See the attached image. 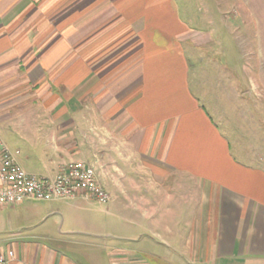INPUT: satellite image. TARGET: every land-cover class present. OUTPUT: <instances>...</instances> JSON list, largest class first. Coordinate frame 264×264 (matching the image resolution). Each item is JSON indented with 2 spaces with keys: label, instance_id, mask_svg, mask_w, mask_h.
<instances>
[{
  "label": "crops",
  "instance_id": "0c3cea01",
  "mask_svg": "<svg viewBox=\"0 0 264 264\" xmlns=\"http://www.w3.org/2000/svg\"><path fill=\"white\" fill-rule=\"evenodd\" d=\"M235 32L238 67L224 63ZM2 129L30 174L108 150L113 171L150 174L141 223L106 233L108 251L39 233L59 212L33 225L24 207L45 200L0 206L7 264H264V0H0Z\"/></svg>",
  "mask_w": 264,
  "mask_h": 264
},
{
  "label": "rangeland",
  "instance_id": "374dc122",
  "mask_svg": "<svg viewBox=\"0 0 264 264\" xmlns=\"http://www.w3.org/2000/svg\"><path fill=\"white\" fill-rule=\"evenodd\" d=\"M181 3L186 4V2ZM192 5V2L188 1V7H191ZM181 7L185 9H182L184 13L185 11H191L189 8H187L188 10H186L184 4H182ZM202 12L203 14H205L204 9H202ZM202 12L201 10L197 12L199 14L198 17L201 18ZM198 25L202 26L203 24L200 22L198 23ZM233 34L236 37V40L232 42L231 47L227 48L225 54L227 59H225L224 63L229 64L231 60L232 63L236 65H242L243 63H245V58L243 57V33L235 32L232 33V35ZM215 60L219 63L220 61H222L223 63V55H220V53L217 52ZM233 76L237 78L238 74L234 73ZM231 80L234 81V79ZM0 132L2 133V136L7 142V145L11 152L15 153L14 150L16 148H20L21 150L22 146H19L14 142L15 138L13 137V133H10L5 129H2V131ZM99 155H102L100 151L97 155L95 152L92 154L88 151V153L85 154L83 159L87 160L88 162H91L93 166L101 165L103 167L102 170H100L101 175H99V178L102 179V177H106L110 179L113 174V178L115 179H112L111 182L104 184L105 190L110 195V199L106 204H100L95 200L61 199L58 201L53 200L34 202L31 204H26V206L24 207L25 211L30 212L32 214L33 217L31 221H33V225L38 223L37 221H39V217H41V215L44 214L46 216L47 214H49V211L53 210L55 212H59V221L54 223L52 221L53 217L46 218V220L42 221L38 226L39 233L41 231H44L45 229L53 230L56 233L61 232L65 229H76V231L79 232L73 234L72 236H75L76 238L79 237V239L81 240V248L84 253L91 251V241H97V243L99 244L101 243L102 248L106 247L105 250L108 251V246L112 238L106 237L105 234H126L123 231L129 225L124 219H126V217L131 216V214L132 216L134 214L133 217L136 222L135 224L139 225L138 223H141V214L143 206L142 202L137 199V196L139 195L138 189L140 193L141 190H143L144 188V183L142 179H145L150 175L148 170L142 167V164L139 160H134V162L130 166H121L122 163L121 161H119L120 166L122 168H118L116 171H113L109 165L111 164V162H113V160L116 159V157L115 154L110 153L109 150L104 154V158H102V160L95 165V157H98ZM106 163L110 164H108L107 166ZM117 165L119 166V164ZM101 166L99 167L101 168ZM25 168L29 170V168ZM107 169L109 170V172H107ZM133 187H137V191H133ZM137 225L130 226L135 228V230H139V233L141 235L142 230L141 228H138ZM96 233H100L104 235V237H94V234Z\"/></svg>",
  "mask_w": 264,
  "mask_h": 264
},
{
  "label": "built area",
  "instance_id": "2783aa9c",
  "mask_svg": "<svg viewBox=\"0 0 264 264\" xmlns=\"http://www.w3.org/2000/svg\"><path fill=\"white\" fill-rule=\"evenodd\" d=\"M77 197L100 204L110 199L92 164L70 160L53 177L30 174L17 163L14 153L0 138V206L16 205L25 199L52 201ZM12 258V250H0V264H7Z\"/></svg>",
  "mask_w": 264,
  "mask_h": 264
}]
</instances>
